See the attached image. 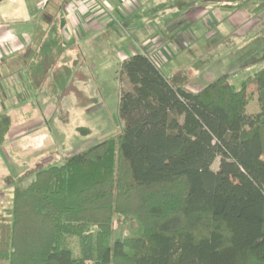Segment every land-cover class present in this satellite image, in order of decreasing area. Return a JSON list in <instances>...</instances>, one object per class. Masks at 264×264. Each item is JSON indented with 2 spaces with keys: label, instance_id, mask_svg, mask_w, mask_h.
I'll return each mask as SVG.
<instances>
[{
  "label": "trees",
  "instance_id": "16d2710c",
  "mask_svg": "<svg viewBox=\"0 0 264 264\" xmlns=\"http://www.w3.org/2000/svg\"><path fill=\"white\" fill-rule=\"evenodd\" d=\"M61 50L54 21L24 70L33 93L66 91L65 68L40 87ZM119 72L131 85L121 132L12 182L8 264H264V67L240 87L226 73L197 92L149 53ZM117 214L141 234L114 240Z\"/></svg>",
  "mask_w": 264,
  "mask_h": 264
},
{
  "label": "crops",
  "instance_id": "0c3cea01",
  "mask_svg": "<svg viewBox=\"0 0 264 264\" xmlns=\"http://www.w3.org/2000/svg\"><path fill=\"white\" fill-rule=\"evenodd\" d=\"M250 1L237 9L234 7L238 2L229 0H47L46 3L44 0L0 1V123L7 126L2 133L0 144V201L7 195L14 197L12 182L30 173L39 162L43 163L46 159L53 162L59 159L55 157L59 155V149L64 147V141L56 139L55 142L48 125L56 114L62 123L67 122V113L65 112L64 119L61 107H58L66 98L61 95L56 99L51 93H33L24 76L25 68L36 55L38 39L47 33L54 21L58 25L61 44L64 41L68 45H62L63 50L56 55L58 60H55L52 72L44 81L45 85L40 87L43 90L52 88L56 72L54 69L65 68L72 74L66 90L74 84L73 87L77 88L79 93L82 92V96L86 95V89L90 91L91 87L87 71H84L85 66L77 53L82 46H73L85 36L81 26L86 29L91 26L92 32H95L101 28L100 23L110 21V15L118 23L119 20L114 14L117 13L128 21V25L122 23L120 26L122 29L126 27L132 43L120 54L119 67L124 60L136 53L151 55L157 51L167 54L169 70L177 71L171 67V63L178 58L180 48L193 46L203 35L213 37L216 35V29L225 40L232 38L238 42L247 39L244 42L248 43L258 38L264 43V8L255 14L243 15L245 10L251 12V3L257 5V8L264 0ZM135 12L140 14L135 16ZM113 25L109 22V26ZM91 30L87 29L88 32ZM252 30H255L253 37L247 36ZM187 31L191 33L189 39L185 35ZM224 39L216 45L224 46ZM83 48L96 52V48ZM252 48L238 44L235 51H240V55L242 50H247V56H250L257 50ZM211 49L213 52L214 48ZM193 50L204 52L201 48ZM260 50L263 51L264 47ZM256 55L264 61L263 53L259 55L257 52ZM85 57H88V54H85ZM209 58L212 59L213 56ZM80 72L83 74V80L74 79ZM89 91L86 92L87 100L92 103L91 99L97 98L92 97L94 93ZM77 99L79 98L76 97V102Z\"/></svg>",
  "mask_w": 264,
  "mask_h": 264
},
{
  "label": "rangeland",
  "instance_id": "374dc122",
  "mask_svg": "<svg viewBox=\"0 0 264 264\" xmlns=\"http://www.w3.org/2000/svg\"><path fill=\"white\" fill-rule=\"evenodd\" d=\"M256 6L257 5L251 3L249 5V7H251V12L245 10L243 15L245 13L255 14L254 9ZM114 14L119 20L118 23L115 19H112L110 15V21L107 20V23H105L106 21L102 22V24L100 23L101 28L95 32H92L91 26L87 27L91 32H88L86 27L81 26L85 36L73 46L76 48H81L82 46L81 49L77 50V53L80 56V61L85 66L84 71H87L86 75L89 78L91 90L89 91L87 88L85 91L86 95L80 96L82 92L79 93L77 88L73 87L74 84H72L71 88L64 92L63 96L66 99H63L61 105L58 107H61L64 119L67 115V122L62 123L58 114H56L54 120L49 123L50 125H48V127L55 142H57V139L58 141H64L66 144L64 143V147L62 146L61 149L58 148L59 155H56L55 158L59 157V159L53 162L50 159H46L43 163L39 162L37 167L34 166L31 172L44 168L50 164H62L74 152L97 144L110 136L117 135L124 128L125 124L120 120L118 115V103L122 91L131 89V85L127 79L124 77L121 78L119 63L121 60L120 54L122 51L127 50L132 43L130 35H128L125 30L126 27L122 29L120 26L122 23L128 25V21L126 22L117 13ZM137 14L140 13H134L135 16ZM262 16H264V14ZM109 22L114 25L109 26ZM97 27H99V25ZM187 27L191 28L190 26ZM203 29L206 31L205 26H203ZM189 31L185 33L188 39L191 38V33ZM215 31L216 35L214 34L213 37H204L203 35L197 39L201 41H196L193 46L189 47V45H187L185 48H180L181 51L178 58L171 63V67L174 70L186 71L188 73L186 87L192 92L201 90L207 84L226 73H230L232 75L231 82L235 86L240 87L244 80L264 67V61L256 55L257 52L259 55H262V53L264 54V50H260L264 47V43H261L258 38L248 43L244 42L247 39L237 42L236 40H232V38H226L225 40L220 33L218 34V29ZM254 31L255 30H252V34L250 33L247 36L251 35L253 37ZM44 37L45 35L38 39V44L42 42ZM222 39L225 40V45L217 46V42H220ZM184 41L186 40L184 39ZM97 44H99V46H97ZM238 44L241 46L247 45L257 50L255 54L250 56H247V54H249L247 50H242L239 55L240 51H235ZM62 45L66 47L68 43L62 41ZM86 46L96 48V52H91L89 49L86 51V49L83 48ZM212 47L214 48L213 52H211ZM194 48H201L204 52L195 51L193 50ZM85 54H88V57H85ZM211 56H213L212 59L209 58ZM151 57L166 75L171 76L177 72L169 70L167 66L169 64V56L164 52H152ZM75 78L76 80H83L82 72L78 73L74 79ZM87 91L91 94L94 93L92 97L96 96L97 98L96 100L91 99L93 104L88 103ZM76 97L79 98L77 102ZM69 103L72 105H69ZM85 103L86 105L84 106L83 104ZM76 105H80L81 108L76 107ZM43 108L45 107L43 106ZM249 108L253 110L255 108V103H252ZM65 109H67L68 112ZM65 112L67 113L66 115ZM0 126V141H2V133L6 130V125L1 124ZM51 134L49 136H51ZM219 162L220 158L214 162V170H217ZM13 173L14 172H12V174ZM12 190H14V188H12ZM12 198L11 195H7L0 201V264H8L7 254L10 250L12 230ZM140 234L141 226L136 217L133 215H115L114 240H122L126 236H138Z\"/></svg>",
  "mask_w": 264,
  "mask_h": 264
},
{
  "label": "built area",
  "instance_id": "2783aa9c",
  "mask_svg": "<svg viewBox=\"0 0 264 264\" xmlns=\"http://www.w3.org/2000/svg\"><path fill=\"white\" fill-rule=\"evenodd\" d=\"M47 2V0H44V3H46Z\"/></svg>",
  "mask_w": 264,
  "mask_h": 264
}]
</instances>
